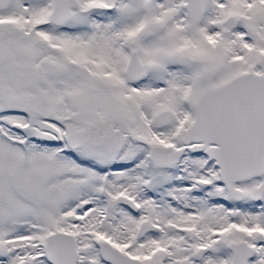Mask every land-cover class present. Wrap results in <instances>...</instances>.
<instances>
[{"label":"snow or ice","instance_id":"obj_1","mask_svg":"<svg viewBox=\"0 0 264 264\" xmlns=\"http://www.w3.org/2000/svg\"><path fill=\"white\" fill-rule=\"evenodd\" d=\"M0 264H264V0H0Z\"/></svg>","mask_w":264,"mask_h":264}]
</instances>
